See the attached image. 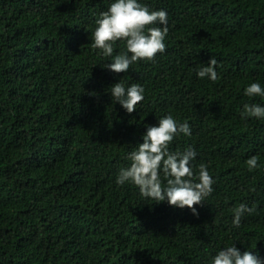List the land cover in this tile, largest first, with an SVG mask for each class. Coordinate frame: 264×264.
Masks as SVG:
<instances>
[{
	"label": "trees",
	"instance_id": "trees-1",
	"mask_svg": "<svg viewBox=\"0 0 264 264\" xmlns=\"http://www.w3.org/2000/svg\"><path fill=\"white\" fill-rule=\"evenodd\" d=\"M110 2L0 0V264H210L232 243L264 258V120L240 116L264 103L244 94L264 84V0H141L168 12L166 50L125 73L92 47ZM211 56L217 80L198 78ZM118 80L145 88L131 113ZM169 113L192 127L170 150L193 147L215 179L198 215L115 182ZM240 203L253 211L236 227Z\"/></svg>",
	"mask_w": 264,
	"mask_h": 264
},
{
	"label": "clouds",
	"instance_id": "clouds-1",
	"mask_svg": "<svg viewBox=\"0 0 264 264\" xmlns=\"http://www.w3.org/2000/svg\"><path fill=\"white\" fill-rule=\"evenodd\" d=\"M168 12L150 9L141 0H111L107 10L100 13L92 31V47L110 58L105 69L115 73L128 72L138 60H153L157 53L166 50ZM120 41L125 50L115 53L114 46ZM218 60L211 56L207 63L196 69L198 78L215 81L218 78ZM112 101L118 102L128 113L133 112L145 98V88L140 83L125 84L122 80L110 86ZM244 94L264 101V84L255 80L247 84ZM242 119L264 120V103L246 102L242 105ZM142 142L127 153V166L121 167L116 184H133L145 199L154 203L166 201L183 209L187 206L198 215L194 205L200 204L214 191L215 179L205 163L198 169L193 161L197 151L189 146L184 151H171L169 145L180 134L192 135V127L185 120L180 122L171 113L161 116L156 124H146ZM249 170L259 167L256 155L246 160ZM245 203L233 209L232 223L239 227L244 214L252 212ZM210 264H264V258L253 251H241L235 243L222 247L212 256Z\"/></svg>",
	"mask_w": 264,
	"mask_h": 264
}]
</instances>
